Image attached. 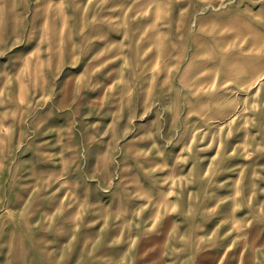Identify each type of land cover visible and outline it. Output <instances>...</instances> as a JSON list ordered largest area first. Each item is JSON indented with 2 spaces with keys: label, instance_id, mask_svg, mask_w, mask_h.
I'll use <instances>...</instances> for the list:
<instances>
[{
  "label": "rangeland",
  "instance_id": "1",
  "mask_svg": "<svg viewBox=\"0 0 264 264\" xmlns=\"http://www.w3.org/2000/svg\"><path fill=\"white\" fill-rule=\"evenodd\" d=\"M0 264H264V0H0Z\"/></svg>",
  "mask_w": 264,
  "mask_h": 264
}]
</instances>
